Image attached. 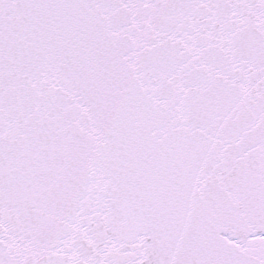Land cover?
<instances>
[{"label": "snow or ice", "instance_id": "6c2138e0", "mask_svg": "<svg viewBox=\"0 0 264 264\" xmlns=\"http://www.w3.org/2000/svg\"><path fill=\"white\" fill-rule=\"evenodd\" d=\"M0 264H264V0H0Z\"/></svg>", "mask_w": 264, "mask_h": 264}]
</instances>
